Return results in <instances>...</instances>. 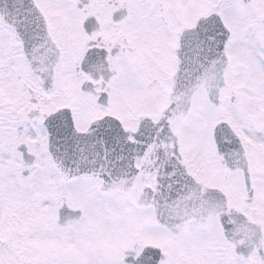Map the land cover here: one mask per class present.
I'll return each instance as SVG.
<instances>
[{
  "label": "snow or ice",
  "instance_id": "snow-or-ice-1",
  "mask_svg": "<svg viewBox=\"0 0 264 264\" xmlns=\"http://www.w3.org/2000/svg\"><path fill=\"white\" fill-rule=\"evenodd\" d=\"M0 264H264V0H0Z\"/></svg>",
  "mask_w": 264,
  "mask_h": 264
}]
</instances>
